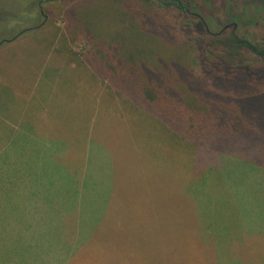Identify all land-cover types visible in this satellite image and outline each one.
Returning <instances> with one entry per match:
<instances>
[{
    "label": "rangeland",
    "instance_id": "1",
    "mask_svg": "<svg viewBox=\"0 0 264 264\" xmlns=\"http://www.w3.org/2000/svg\"><path fill=\"white\" fill-rule=\"evenodd\" d=\"M53 1L37 8L34 0H0V143L13 138L6 135L11 123L33 125L42 143L54 140L66 154L82 143L74 154H55L56 165L45 158L40 167L53 171L52 200L59 210L69 205L75 231L87 234L110 200L116 206V216L98 232L103 249H85L87 264H264V180L242 184L234 163L227 188L228 178L207 163L206 153L101 78L88 56L97 37L68 19L67 9L79 0ZM233 1L228 24L264 47V17L243 24V0ZM106 6L105 0L90 6L86 21L93 32L114 20ZM126 12L122 25L138 27L133 10ZM148 45L154 70L137 62L141 82L164 69L159 48ZM75 167L87 171L76 175ZM78 191H85L80 199ZM58 209L51 208L53 216Z\"/></svg>",
    "mask_w": 264,
    "mask_h": 264
},
{
    "label": "trees",
    "instance_id": "2",
    "mask_svg": "<svg viewBox=\"0 0 264 264\" xmlns=\"http://www.w3.org/2000/svg\"><path fill=\"white\" fill-rule=\"evenodd\" d=\"M41 1L34 0L37 8L53 0ZM100 1H76L67 9V15L73 25L81 26L87 34L97 37L88 56H91V62L94 60L101 78L123 90L134 104L146 109L151 115L149 118H155L175 135L191 142L197 152L206 153L207 163L219 168L224 179L228 178L224 181L227 188L228 184L232 187L229 178L235 174L234 163L238 164V174L244 180L242 184L253 182L252 179L255 184L259 179L264 180V47L240 35L233 26L221 32L210 28L217 25L222 29L228 24L235 16L234 1L105 0L115 18L105 28L100 27L98 33L87 27L86 15L90 6ZM128 8L136 15L138 27L122 25L130 15L126 12ZM240 8L243 24L264 17V0H243ZM41 12L44 14V10ZM34 29L21 33L24 35ZM150 41L159 48L157 58L164 66L163 74L155 71L157 75L141 82L134 66L138 62V66L151 69V65L148 66L153 53L148 45ZM228 102L232 104L228 105ZM20 140V135L13 134L14 143ZM29 161L33 162L31 158ZM40 165L43 164H36L34 170L29 171L32 186L27 203L31 207L30 213L38 208L36 211L41 217L50 205L58 209L59 202L52 200L50 169ZM37 171L47 177L35 179L32 175ZM86 171L87 167H75L72 173L79 175ZM47 186H50L48 190ZM84 193L78 191L76 197L80 199ZM115 209L110 200L105 212L95 220L97 226L85 228L87 234L78 230L73 241L61 239L62 244L35 242L31 221L26 243L12 246L8 260L13 264H87L85 249L95 244L97 250L103 249L104 243L99 240L98 232L106 228L109 218L116 216ZM58 211L69 212V205L65 204ZM52 252L54 254L49 255ZM111 256L113 261L118 260L114 253ZM0 264H4V256L0 257ZM121 264H124L123 260Z\"/></svg>",
    "mask_w": 264,
    "mask_h": 264
},
{
    "label": "crops",
    "instance_id": "3",
    "mask_svg": "<svg viewBox=\"0 0 264 264\" xmlns=\"http://www.w3.org/2000/svg\"><path fill=\"white\" fill-rule=\"evenodd\" d=\"M15 125L13 123L9 124L10 128L6 135H11V137H13V134L20 135L21 140L14 143L12 138L6 139L7 141L4 144L0 143V257L4 256V264H13L12 261L9 262L8 260L10 256L8 253H10L12 246L26 243V235L29 232L27 229L31 221L32 226L35 228L33 230L35 235L32 237L35 242L46 245L52 243L62 244L61 239L65 242L66 240L71 242L73 240H68L74 238L75 234L77 235V231H75L77 230L76 223L75 221L69 223L68 212L60 213L58 211L55 217L51 213V208H54V206L50 205L49 210H43L40 217L39 211L38 214L36 211L38 208L33 209L30 213L31 207L27 203V196L29 195L30 186H32L29 173L31 168H34L36 164L39 165V162L44 158L53 161L56 165L58 161L54 160L55 154L59 153L61 157L71 155V153L74 154L76 151L81 150L82 143H75L71 152L66 154L56 148L54 144L42 143L37 135L36 127L33 125L27 124L23 128ZM12 130L14 133H11ZM15 144H20L21 147H14ZM44 147H47V149H44ZM66 150L68 151V148ZM10 152L12 157L8 159L6 156ZM30 158L33 162L29 161ZM88 158L89 156L86 157V159ZM20 166L21 170L19 169ZM50 173L52 174L53 171L51 170ZM49 187L47 186L46 189L48 190ZM52 189L54 187H50L51 191ZM52 254L54 253L52 252L49 255ZM47 258L52 260L49 257Z\"/></svg>",
    "mask_w": 264,
    "mask_h": 264
},
{
    "label": "flooded vegetation",
    "instance_id": "4",
    "mask_svg": "<svg viewBox=\"0 0 264 264\" xmlns=\"http://www.w3.org/2000/svg\"><path fill=\"white\" fill-rule=\"evenodd\" d=\"M196 16H198V15L196 14ZM201 20H202V19H201ZM226 25H227V24H225V25L222 27V29L220 30V32L228 28V27H227V28H225V27H226ZM206 26L208 27V25H207V24H205V27H206ZM232 26H233V27H235V25H232ZM207 27H206V29H207ZM236 27H237V26H236ZM207 31H209V29H207Z\"/></svg>",
    "mask_w": 264,
    "mask_h": 264
},
{
    "label": "water",
    "instance_id": "5",
    "mask_svg": "<svg viewBox=\"0 0 264 264\" xmlns=\"http://www.w3.org/2000/svg\"><path fill=\"white\" fill-rule=\"evenodd\" d=\"M231 25H235V28H236V26H237L236 23H230V24H227L225 28H227V27H229V26H231ZM206 27H207V26H206ZM207 29H208V27H207ZM2 43H3V41L0 42V45H1Z\"/></svg>",
    "mask_w": 264,
    "mask_h": 264
}]
</instances>
